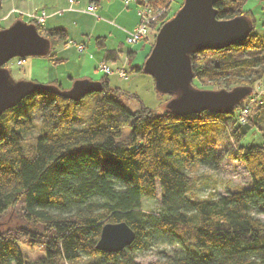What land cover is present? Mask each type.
<instances>
[{
    "label": "trees",
    "instance_id": "obj_1",
    "mask_svg": "<svg viewBox=\"0 0 264 264\" xmlns=\"http://www.w3.org/2000/svg\"><path fill=\"white\" fill-rule=\"evenodd\" d=\"M134 1L166 10L149 24L154 34L146 59L158 29L184 0L171 15L173 0ZM215 6L219 18L244 14L254 28L241 44L192 54L193 79L216 88L253 89L264 80L257 4L218 0ZM28 22L51 41L44 57L62 61L55 46L66 39L65 28ZM95 42L104 49L101 63L120 59L121 50L106 48L104 36ZM254 48L258 50L250 56L232 54ZM143 64L130 69L145 73ZM100 81L101 91L79 100L58 93L57 86L64 89L59 81L47 82L50 88L25 96L0 114V264H144L136 252L158 242L179 246L161 264H264V221L257 217L264 213V93H251L229 114L203 110L181 115L168 107L157 112L142 102L140 109L131 111L119 98L118 87L107 77ZM87 97L92 109L83 119L75 110ZM172 97L168 94L167 100ZM250 98L255 101L240 123L239 111ZM35 104L41 111L39 123L30 112ZM233 116L226 133L220 120ZM126 126L130 135L121 138ZM34 127L38 133L25 145ZM254 131L261 141L245 140ZM224 155L244 164L251 185H237L225 194H197L192 170L201 164L218 170ZM158 180L159 210L147 212L142 197L155 196ZM16 209L18 217L11 214ZM120 221L135 231L132 243L118 251L98 249L103 224ZM22 241L42 245L45 255L25 258Z\"/></svg>",
    "mask_w": 264,
    "mask_h": 264
},
{
    "label": "water",
    "instance_id": "obj_2",
    "mask_svg": "<svg viewBox=\"0 0 264 264\" xmlns=\"http://www.w3.org/2000/svg\"><path fill=\"white\" fill-rule=\"evenodd\" d=\"M217 1L184 0L175 14L160 26L144 60L143 70L153 77L155 88L173 96L168 108L181 115L203 110L229 114L252 92L248 85L232 89H204L193 84L192 54L241 44L254 28L253 20L244 14L219 18L215 6ZM50 48V39L42 35L33 22L17 18L0 28V114L25 96L50 88L48 83L13 79L4 64L14 57L44 56ZM103 87L100 80L80 78L70 88L57 86L56 90L65 97L79 100L89 93L101 91ZM135 235L125 221L106 222L96 247L118 251L131 244Z\"/></svg>",
    "mask_w": 264,
    "mask_h": 264
},
{
    "label": "rangeland",
    "instance_id": "obj_3",
    "mask_svg": "<svg viewBox=\"0 0 264 264\" xmlns=\"http://www.w3.org/2000/svg\"><path fill=\"white\" fill-rule=\"evenodd\" d=\"M105 0H100V5ZM122 1V0H121ZM180 0H173L171 3V7L169 9V14H173L174 10L178 6ZM251 5H256V9L254 11L255 17L257 19L256 31L264 36V0H250ZM99 5V6H100ZM152 7V6H151ZM129 13L133 15V17H138V21L140 20V15L138 13L139 5L135 1H131L129 4ZM153 12L156 11L155 8H152ZM161 9V13L155 17L159 18L166 10L164 8ZM128 10V9H127ZM135 12V13H134ZM128 13V12H127ZM153 14H156L153 13ZM3 19V18H2ZM151 23V22H150ZM4 25V22L0 19V26ZM117 26L111 25V32H113L114 36L119 37L123 42L124 47H134L136 49V53H134L133 57L130 59V63L127 65V75L120 76L118 72H114L108 75H105V72L100 69V67L95 68L94 60L89 59L88 51H85L83 56L84 59L82 60V70L79 73L80 78H87L91 77L92 80H100L103 77H107L109 83L113 87H118L120 92H118L119 98L121 101L126 105V107L131 111H136L141 108V102L145 105L153 108L157 112H161L166 107H168V94L159 92L155 88L153 77L147 73H143L140 71H132L130 68L133 64H141L145 59L146 53L149 51L150 48V41H152L154 30H150V27L147 32L148 39H141L135 43H129L126 39L124 33L119 29L118 24ZM130 29V28H129ZM127 28H124L126 34ZM92 45L88 46L87 49L97 52L98 46L96 45L95 41L92 39ZM111 43V42H110ZM63 47L62 43H59L57 48L58 50ZM74 50L76 49L73 47ZM258 48L251 49L249 51L245 50H235L233 51V55L236 57L242 56H250L254 54ZM69 59V61H65V63H58L57 70L59 72H63L60 76V80L63 83L65 89L70 88L74 81L70 82L68 78V71H73L77 68L79 63V57L81 54L78 51H75ZM98 53V52H97ZM127 51L121 53V61L126 60ZM17 58L14 57L10 59L6 63L7 69L10 71L12 78L15 80H33L36 82L47 83V79L50 73V66L53 63L51 60L50 62L44 56H33L28 55L25 56L23 59L22 64H17ZM119 62L109 61L108 63L113 69H116V65ZM128 62V61H127ZM55 65V64H53ZM76 72V71H74ZM77 75V74H76ZM194 86L198 88L204 89H220L216 88L211 84H203L196 79H193ZM262 83H258L255 88L252 89L251 93H257L261 95L264 93V88L262 87ZM136 96H135V95ZM91 97H87L84 101L83 106L76 108L75 114L81 115L83 119H85L91 113L92 109V102L90 101ZM86 104V105H84ZM31 115L35 122L39 123L41 118V111L38 104H35L30 108ZM235 116L231 117V119L224 117L223 120H220V123L223 125L224 129H226V133L229 132L231 125L234 123ZM234 118V119H233ZM223 132V131H222ZM221 132V133H222ZM38 133V128L34 127L33 130L26 135V143L28 145L29 142L33 141V136ZM225 133V134H226ZM130 135V128L129 126L123 127L121 131V138H127ZM261 135L259 131H254L253 133L249 134L245 140L250 141H261ZM221 145V143H220ZM223 148L226 144H222L221 147ZM196 176V181L194 185V191L201 195V196H209L211 194H225L229 190L233 189L237 185H244L250 186V176L249 173L241 161L233 159L227 155H224L223 164L220 169L214 170L206 165H197L195 166L194 170L191 172ZM161 204V190L159 180L157 181L156 185V194L154 197L144 195L142 197V208L147 212H155L159 210ZM12 215L16 217L19 216V211L13 210ZM257 217L261 218L264 221V213L257 214ZM20 249L23 256L27 259H35L37 257L45 255V249L42 245L39 244H31L29 242H20ZM176 250H179V246L177 244H169V243H155L151 248L143 251L136 252V258L138 261L144 264H161L162 261L167 257V254L172 253ZM82 262L86 261V258L81 260Z\"/></svg>",
    "mask_w": 264,
    "mask_h": 264
},
{
    "label": "crops",
    "instance_id": "obj_4",
    "mask_svg": "<svg viewBox=\"0 0 264 264\" xmlns=\"http://www.w3.org/2000/svg\"><path fill=\"white\" fill-rule=\"evenodd\" d=\"M90 3V0H0V19L4 22V26H7L17 18H22L26 21H36L35 18L44 12L45 19L39 24L44 27L61 26L65 28L67 31L66 39L60 40L55 46L56 57L62 61L51 63L47 79V82L59 81L63 86L60 80L63 72L57 70L58 63L68 62L72 55L76 53L75 51H78L81 56L79 57L77 68L73 71H68L70 82L77 79L75 76L79 77L85 51H88L89 59L95 61V68H99L103 59L104 49L98 47V53L87 49L88 46L92 45V39L95 41L97 36L105 37L106 48L120 49V58L123 50L124 52L127 51L126 60L121 61L119 59L117 67L125 65L127 70L131 57L136 53L134 47L125 48L123 42L120 41L121 39L114 36L110 29L111 25L117 26L116 24H118L119 29L126 36L124 28H130L129 30H131L138 24V17L135 18L129 13V4L131 2L125 4L124 0H105L101 5L100 2L96 3V8L93 11H88L87 6ZM80 42L85 43V47L82 50L78 49V43ZM59 43H62L63 47L58 50L57 46ZM73 47L76 49L74 50ZM45 58L50 62L51 59ZM107 64L109 63L107 62ZM87 78L91 79V77Z\"/></svg>",
    "mask_w": 264,
    "mask_h": 264
},
{
    "label": "built area",
    "instance_id": "obj_5",
    "mask_svg": "<svg viewBox=\"0 0 264 264\" xmlns=\"http://www.w3.org/2000/svg\"><path fill=\"white\" fill-rule=\"evenodd\" d=\"M73 1V0H71ZM131 0H124L125 4H128ZM147 1V0H146ZM96 8L95 3H90L87 6L88 11H93ZM153 7H151L148 3L140 4L138 9V14L140 15V20L138 24L131 30H127L126 39L129 43H135L144 38L147 35L149 24L154 20L155 17H157L161 13V9H156V14H153ZM44 12L42 15H39L36 17L37 23L43 22L45 19ZM85 47L84 42L78 43V49L82 50ZM17 64H22L23 58L16 57ZM100 69H102L106 74H111L114 72H118L120 76H126L127 70L125 68V65L116 67V69H113L109 64L107 63H101L99 65ZM262 87L264 88V83H262ZM255 101V98H250L249 101H246L244 105L241 107L238 115V120L240 123H244L247 120V116L250 113V105L252 102Z\"/></svg>",
    "mask_w": 264,
    "mask_h": 264
}]
</instances>
